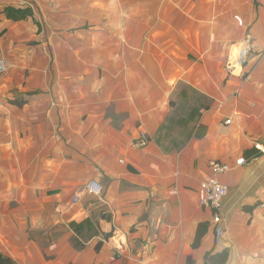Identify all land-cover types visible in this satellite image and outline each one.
<instances>
[{"label":"crops","instance_id":"obj_1","mask_svg":"<svg viewBox=\"0 0 264 264\" xmlns=\"http://www.w3.org/2000/svg\"><path fill=\"white\" fill-rule=\"evenodd\" d=\"M0 58L1 256L264 264V0H0ZM179 84L206 132L165 153L154 139ZM210 161L230 167L217 241L200 204Z\"/></svg>","mask_w":264,"mask_h":264},{"label":"built area","instance_id":"obj_2","mask_svg":"<svg viewBox=\"0 0 264 264\" xmlns=\"http://www.w3.org/2000/svg\"><path fill=\"white\" fill-rule=\"evenodd\" d=\"M245 53V50L240 52L239 61H241ZM6 70L7 64L3 59L0 58V76L3 75ZM135 144L138 147H146L148 145V138L144 133H141ZM244 164L245 161L243 158H240L235 162V166H242ZM208 165L210 168V177L203 185L204 194L200 200V204L203 208H206L212 212L211 219L214 228L215 240L217 241L223 235L219 210L221 202L227 194V186L220 183L218 181V177L228 172L230 167L227 164L221 163L219 161H210ZM85 189L88 194L95 196H100L103 192V187L97 181H89ZM72 201L73 203H76L78 198L74 197ZM258 207L264 210V202H261Z\"/></svg>","mask_w":264,"mask_h":264},{"label":"rangeland","instance_id":"obj_3","mask_svg":"<svg viewBox=\"0 0 264 264\" xmlns=\"http://www.w3.org/2000/svg\"><path fill=\"white\" fill-rule=\"evenodd\" d=\"M201 104L193 90L185 85H177L171 98L168 121L156 137L163 149L168 151L182 145L192 132Z\"/></svg>","mask_w":264,"mask_h":264},{"label":"trees","instance_id":"obj_4","mask_svg":"<svg viewBox=\"0 0 264 264\" xmlns=\"http://www.w3.org/2000/svg\"><path fill=\"white\" fill-rule=\"evenodd\" d=\"M4 14L8 20H12V21L24 20V19L32 16V12L30 11V9L21 10V9L5 8ZM179 85H182V84H179ZM169 105L171 107V101H170ZM198 116H199V109H198ZM198 116H197V119H198ZM167 121H168V118L165 120L164 124L161 125V127L159 128V130L155 136V139H154L156 146H158L160 149H162L165 153L177 152V151L181 150L183 148V146H185V144L191 138H202L206 132L205 127L198 125L197 124L198 121L196 120L193 124L192 132L189 134L187 139L182 143V145L176 149H170L167 151L166 149H163L161 147L159 139H156L157 135L161 132V130L163 129V127L165 126ZM207 227H208L207 224L198 225L196 233H195V237H194V240L192 243L193 247H196L198 245L200 239L205 234ZM109 238H110L109 235L104 236L105 240H108ZM99 248H100V243L97 244L95 249L98 250ZM226 259H227V252L223 251L219 254H215L212 256L206 255L204 258V261H205V264H224ZM0 264H16V263L13 262L11 259L5 258V257L0 255Z\"/></svg>","mask_w":264,"mask_h":264}]
</instances>
